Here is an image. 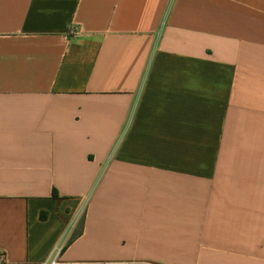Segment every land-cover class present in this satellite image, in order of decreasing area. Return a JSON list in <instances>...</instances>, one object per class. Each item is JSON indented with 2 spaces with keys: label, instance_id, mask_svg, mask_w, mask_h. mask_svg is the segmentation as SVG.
Wrapping results in <instances>:
<instances>
[{
  "label": "crops",
  "instance_id": "obj_1",
  "mask_svg": "<svg viewBox=\"0 0 264 264\" xmlns=\"http://www.w3.org/2000/svg\"><path fill=\"white\" fill-rule=\"evenodd\" d=\"M59 248L264 264V0H0V252Z\"/></svg>",
  "mask_w": 264,
  "mask_h": 264
},
{
  "label": "built area",
  "instance_id": "obj_2",
  "mask_svg": "<svg viewBox=\"0 0 264 264\" xmlns=\"http://www.w3.org/2000/svg\"><path fill=\"white\" fill-rule=\"evenodd\" d=\"M60 253H61V248L55 250L54 256L51 259L49 264H58V258H59ZM5 263H6L5 256L3 253L0 252V264H5Z\"/></svg>",
  "mask_w": 264,
  "mask_h": 264
},
{
  "label": "trees",
  "instance_id": "obj_3",
  "mask_svg": "<svg viewBox=\"0 0 264 264\" xmlns=\"http://www.w3.org/2000/svg\"><path fill=\"white\" fill-rule=\"evenodd\" d=\"M43 218H44V217H43ZM80 233H81V225H80V227H79V231H78L77 235L80 234Z\"/></svg>",
  "mask_w": 264,
  "mask_h": 264
}]
</instances>
